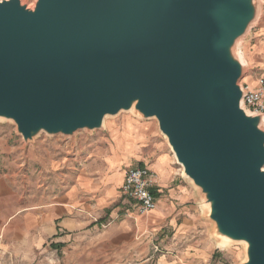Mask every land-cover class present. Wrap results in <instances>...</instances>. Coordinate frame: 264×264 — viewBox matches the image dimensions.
<instances>
[{
  "label": "water",
  "instance_id": "95a60500",
  "mask_svg": "<svg viewBox=\"0 0 264 264\" xmlns=\"http://www.w3.org/2000/svg\"><path fill=\"white\" fill-rule=\"evenodd\" d=\"M256 0L0 2V118L25 140L156 119L227 239L264 264V116L242 107L234 47Z\"/></svg>",
  "mask_w": 264,
  "mask_h": 264
},
{
  "label": "rangeland",
  "instance_id": "374dc122",
  "mask_svg": "<svg viewBox=\"0 0 264 264\" xmlns=\"http://www.w3.org/2000/svg\"><path fill=\"white\" fill-rule=\"evenodd\" d=\"M255 2L256 6L260 5L258 21L236 46L246 65L242 82L248 77L252 78L251 82L256 81L264 71V0ZM20 3L34 9L37 0H20ZM135 114V111H124L108 117L104 129L93 133L80 131L64 136L41 132L28 140L19 133L13 120L0 118V205L13 198L17 200L16 191L20 193L22 205H27L29 193L54 182L61 174L83 169L87 164L85 158L93 151H110L116 147L117 137L134 133L133 138L130 137L133 144L130 151H134L136 164L150 167L160 156L172 161L176 178L191 195L188 205L194 207V230L178 235L167 230L153 235L130 236L115 239V243L105 238V231L95 230L78 236L65 247L46 244L33 249L20 241L0 238V264H247V243L227 239L218 231L210 219L208 201L185 177L157 120H143ZM135 134L142 136L141 139L136 141ZM80 151H85V157L74 159ZM122 241L127 244L124 246L127 250L118 246L117 243Z\"/></svg>",
  "mask_w": 264,
  "mask_h": 264
},
{
  "label": "crops",
  "instance_id": "0c3cea01",
  "mask_svg": "<svg viewBox=\"0 0 264 264\" xmlns=\"http://www.w3.org/2000/svg\"><path fill=\"white\" fill-rule=\"evenodd\" d=\"M251 80L248 77L243 83L255 87L256 81ZM129 135L117 137L116 147L110 151H93L85 158L83 169L61 174L54 182L29 193L27 205H22L19 191L17 200L2 202L0 238L20 241L33 249L46 244L65 247L78 236L95 230L105 231L110 243L167 230L176 235L193 231L194 207L188 205L191 195L176 178L172 161L160 156L150 167L136 164L134 151H130L134 133ZM141 137L136 135L135 140ZM84 152H77L74 159L85 157ZM135 167H146L155 175L152 192L156 208L147 215H139L135 205L121 194L127 172ZM117 244L128 249L123 241Z\"/></svg>",
  "mask_w": 264,
  "mask_h": 264
},
{
  "label": "built area",
  "instance_id": "2783aa9c",
  "mask_svg": "<svg viewBox=\"0 0 264 264\" xmlns=\"http://www.w3.org/2000/svg\"><path fill=\"white\" fill-rule=\"evenodd\" d=\"M241 86L244 92L242 107L252 115L264 116V71L257 78L255 87L242 81ZM155 186V175L151 170L135 167L127 172L121 194L135 205L139 215H147L156 208V199L152 192Z\"/></svg>",
  "mask_w": 264,
  "mask_h": 264
},
{
  "label": "bare ground",
  "instance_id": "6f19581e",
  "mask_svg": "<svg viewBox=\"0 0 264 264\" xmlns=\"http://www.w3.org/2000/svg\"><path fill=\"white\" fill-rule=\"evenodd\" d=\"M259 7H260V5H257V14H256V17L253 19V21L250 23V25H249V27H248V29L252 26V25H254L257 21H258V18H259V16H258V11H259ZM239 41H240V39H238L237 40V42H236V44H235V47H234V53H235V58H236V60L240 63V65L242 66V68L244 69L245 68V64H244V60H243V56H242V54H238L239 52H238V43H239ZM237 46V47H236ZM134 110V108H131V110H129L130 112H132ZM122 113V112H121ZM108 117L109 116H106L105 118H104V120H103V127L105 126V124H106V120L108 119ZM223 245L225 244V243H222Z\"/></svg>",
  "mask_w": 264,
  "mask_h": 264
},
{
  "label": "trees",
  "instance_id": "16d2710c",
  "mask_svg": "<svg viewBox=\"0 0 264 264\" xmlns=\"http://www.w3.org/2000/svg\"><path fill=\"white\" fill-rule=\"evenodd\" d=\"M51 246H54L53 244ZM58 247H61V245H57Z\"/></svg>",
  "mask_w": 264,
  "mask_h": 264
}]
</instances>
